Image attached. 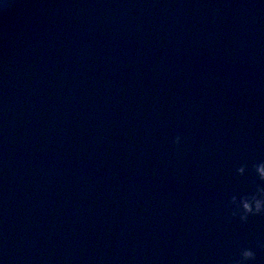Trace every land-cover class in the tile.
I'll return each mask as SVG.
<instances>
[{
  "label": "water",
  "instance_id": "obj_1",
  "mask_svg": "<svg viewBox=\"0 0 264 264\" xmlns=\"http://www.w3.org/2000/svg\"><path fill=\"white\" fill-rule=\"evenodd\" d=\"M260 161L264 0H0V264H264Z\"/></svg>",
  "mask_w": 264,
  "mask_h": 264
},
{
  "label": "clouds",
  "instance_id": "obj_2",
  "mask_svg": "<svg viewBox=\"0 0 264 264\" xmlns=\"http://www.w3.org/2000/svg\"><path fill=\"white\" fill-rule=\"evenodd\" d=\"M180 137L173 138V143L178 144ZM252 168L256 175L253 181V190L239 194H233L229 198L231 207V215L238 216L242 222H246L250 215L264 214V161L254 163ZM246 165L241 164L236 168V173L244 175ZM259 181L256 182V181ZM260 248H264V242H257ZM255 259V252L251 248H240L235 258L229 261V264H248L249 261Z\"/></svg>",
  "mask_w": 264,
  "mask_h": 264
}]
</instances>
